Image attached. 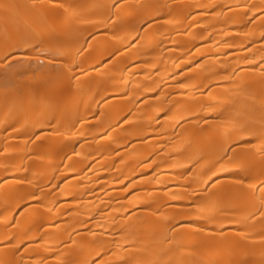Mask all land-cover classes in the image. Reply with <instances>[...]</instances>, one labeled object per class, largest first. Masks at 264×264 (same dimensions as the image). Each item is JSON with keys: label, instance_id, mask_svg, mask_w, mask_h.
I'll return each instance as SVG.
<instances>
[{"label": "bare ground", "instance_id": "1", "mask_svg": "<svg viewBox=\"0 0 264 264\" xmlns=\"http://www.w3.org/2000/svg\"><path fill=\"white\" fill-rule=\"evenodd\" d=\"M0 264H264V0H0Z\"/></svg>", "mask_w": 264, "mask_h": 264}]
</instances>
